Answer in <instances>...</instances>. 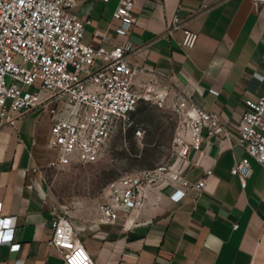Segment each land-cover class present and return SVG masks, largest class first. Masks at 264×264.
Here are the masks:
<instances>
[{
    "label": "crops",
    "instance_id": "1",
    "mask_svg": "<svg viewBox=\"0 0 264 264\" xmlns=\"http://www.w3.org/2000/svg\"><path fill=\"white\" fill-rule=\"evenodd\" d=\"M119 0H79L84 42L110 49L129 41L132 64L144 68L136 84L160 80L193 91L194 101L220 115L238 132L244 100L264 95V4L252 0H137L127 36L117 34L113 14ZM175 16L198 34L193 48L183 33L167 34ZM99 32L100 36H95ZM212 90H217L215 94ZM51 119L38 109L24 112L0 131L1 216L14 218V242L0 246V264H66L47 241L54 204L42 167L55 155L49 147ZM221 148L216 138L193 151L185 168L196 181L212 169L203 194L189 192L171 202L170 188L151 189L140 212L114 224L74 220L96 264H264V168L250 158L252 174L243 185L231 172L244 157L238 145Z\"/></svg>",
    "mask_w": 264,
    "mask_h": 264
},
{
    "label": "built area",
    "instance_id": "2",
    "mask_svg": "<svg viewBox=\"0 0 264 264\" xmlns=\"http://www.w3.org/2000/svg\"><path fill=\"white\" fill-rule=\"evenodd\" d=\"M78 1L0 0V131L13 126L26 111L47 112L52 123L48 144L55 153L50 167L96 162L117 131L132 127V114L141 101L164 105L169 98V84L157 76L136 84L144 68L130 62L129 56L135 51L131 42L110 49L84 42L85 25L91 21L74 12ZM252 1L256 6L264 4V0ZM136 2L119 0L113 14L120 21L115 27L118 35L129 34ZM176 31L183 33L182 47L195 46L198 34L178 16L169 23L166 35ZM178 88L181 95L174 108L182 121L174 135L172 157L154 168L111 182L110 199L98 207L101 224H114L123 214L140 212L149 201L151 189L170 188L173 203L194 191L198 201L213 170L192 181L185 165L191 153L203 151L204 143L212 138L221 148L228 143L230 148L238 145L247 153L248 157L231 169L243 185L253 171L250 158L264 168V95L244 100L242 121L235 133L219 114L198 105L188 86ZM142 134V127H137L135 135ZM50 226L47 245L58 251L66 264H96L67 212L54 207ZM14 231V218L1 216L0 203V246L8 243L11 251L17 252L21 244L14 242Z\"/></svg>",
    "mask_w": 264,
    "mask_h": 264
},
{
    "label": "rangeland",
    "instance_id": "3",
    "mask_svg": "<svg viewBox=\"0 0 264 264\" xmlns=\"http://www.w3.org/2000/svg\"><path fill=\"white\" fill-rule=\"evenodd\" d=\"M169 84L164 105L141 101L132 114L133 125L117 131L102 156L92 163L75 162L63 167H42L49 197L54 207L75 220L100 223L98 207L110 199L108 185L121 176L151 169L167 162L173 153V139L182 116L174 102L181 95L177 85ZM33 91L34 87H27ZM142 127V136L135 130Z\"/></svg>",
    "mask_w": 264,
    "mask_h": 264
}]
</instances>
